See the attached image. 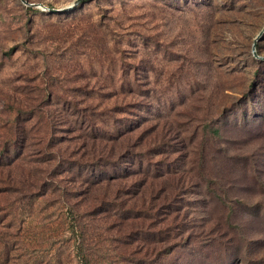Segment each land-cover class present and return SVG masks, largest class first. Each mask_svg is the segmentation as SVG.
I'll return each mask as SVG.
<instances>
[{"label":"rangeland","instance_id":"rangeland-1","mask_svg":"<svg viewBox=\"0 0 264 264\" xmlns=\"http://www.w3.org/2000/svg\"><path fill=\"white\" fill-rule=\"evenodd\" d=\"M0 0V264H264L263 0Z\"/></svg>","mask_w":264,"mask_h":264},{"label":"water","instance_id":"water-1","mask_svg":"<svg viewBox=\"0 0 264 264\" xmlns=\"http://www.w3.org/2000/svg\"><path fill=\"white\" fill-rule=\"evenodd\" d=\"M24 4H27L26 2H24L23 0H21ZM83 1L85 0H75L73 2V4H71L70 6L66 7V8H63V9H60V10H55V9H50V8H47L41 4H32L31 6L32 7H35L37 9H40L42 11H46L50 14H56V13H62V12H65V11H68V10H71L75 7H77L79 4H81ZM264 1V0H263ZM264 32V28L263 30L258 34V36L255 38L254 42H253V45H252V52L254 54L255 57H257L256 53H255V46H256V43L258 42V39L261 37V35L263 34ZM258 58V57H257ZM259 59L261 60H264V58H260Z\"/></svg>","mask_w":264,"mask_h":264}]
</instances>
